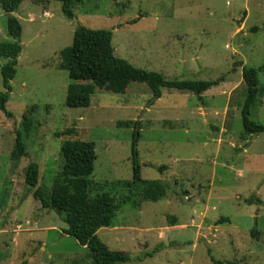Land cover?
I'll list each match as a JSON object with an SVG mask.
<instances>
[{
  "label": "rangeland",
  "instance_id": "374dc122",
  "mask_svg": "<svg viewBox=\"0 0 264 264\" xmlns=\"http://www.w3.org/2000/svg\"><path fill=\"white\" fill-rule=\"evenodd\" d=\"M72 1V19L55 0H23L14 14L22 49L5 104L12 116L0 111V264H92L63 233V215L24 182L36 163L37 186L49 192L66 139L94 144L91 179L119 203L96 234L128 255L122 264H264V133L245 134L240 118L242 67L264 63V0ZM5 26L0 7V42L10 41ZM78 26L110 30L116 57L167 80H222L200 95L161 89L159 98L132 82L124 94L96 90L88 107H67L59 53ZM258 88L249 118L264 126V69ZM23 115L34 128L14 159ZM67 128L71 136H56ZM133 140L141 178L166 189L156 202L122 185L132 181Z\"/></svg>",
  "mask_w": 264,
  "mask_h": 264
},
{
  "label": "trees",
  "instance_id": "16d2710c",
  "mask_svg": "<svg viewBox=\"0 0 264 264\" xmlns=\"http://www.w3.org/2000/svg\"><path fill=\"white\" fill-rule=\"evenodd\" d=\"M23 0H0V7L6 16V33L10 41L0 42V59L5 63L0 67L2 88L0 91V111L8 117L5 104L11 91L10 81L15 75L17 58L21 52V26L15 17V12ZM62 5L66 18L74 17L72 0H55ZM79 1V0H77ZM136 20L130 23L136 22ZM110 30H92L78 26L73 34L72 43L59 53V69L65 70L70 83L67 86L65 105L70 108H84L90 105L91 97L96 90L114 94H124L132 82L145 84L159 98L161 89L175 90L181 93L200 95L216 86L222 79L214 81L202 80H167L163 75L136 68L127 61L114 55L111 45ZM264 69V63L258 68L243 66L242 79L246 87L240 118L245 134L264 133V126L250 120V108L262 95L258 88L259 73ZM134 127L136 124L134 123ZM34 128L33 120L23 115L20 128L16 130L14 141V159L26 155L23 134H29ZM73 128H67L57 137L71 136ZM135 133H133V138ZM62 166L54 178L48 193L37 186L39 167L29 163L24 169V182L32 190V196L40 202L44 209L54 210L63 215L66 229L65 235L73 237L79 245L88 250L92 264H122L129 261L127 254L112 251L97 237L101 228L112 225L119 208V203L109 193L102 191L100 186L91 179L94 160L96 159L94 144L77 139H66L60 146ZM159 167L158 170H163ZM132 181L122 182L126 187L135 186L141 200L156 202L165 196V187L156 180H143L140 174L135 141L131 148ZM121 184V183H120ZM96 192L95 196H91ZM124 200L123 203H125Z\"/></svg>",
  "mask_w": 264,
  "mask_h": 264
}]
</instances>
